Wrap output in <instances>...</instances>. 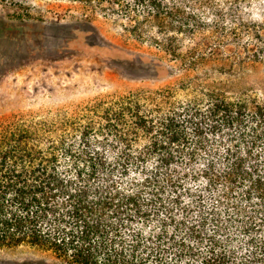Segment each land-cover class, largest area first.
<instances>
[{"label":"trees","instance_id":"1","mask_svg":"<svg viewBox=\"0 0 264 264\" xmlns=\"http://www.w3.org/2000/svg\"><path fill=\"white\" fill-rule=\"evenodd\" d=\"M68 1L195 75L0 123V248L68 264H264V90L199 69L264 59V22L242 8L254 0Z\"/></svg>","mask_w":264,"mask_h":264},{"label":"rangeland","instance_id":"2","mask_svg":"<svg viewBox=\"0 0 264 264\" xmlns=\"http://www.w3.org/2000/svg\"><path fill=\"white\" fill-rule=\"evenodd\" d=\"M246 7L249 22H264V0ZM260 60L241 68L238 59L206 57L199 69L211 76L214 63L231 74L229 85L264 90ZM181 67V61L131 36L122 20L94 15L80 3L0 0V123L18 114L76 107L140 88L162 89L195 75ZM214 79L218 82L219 76ZM0 264L68 263L50 252L18 246L0 248Z\"/></svg>","mask_w":264,"mask_h":264}]
</instances>
